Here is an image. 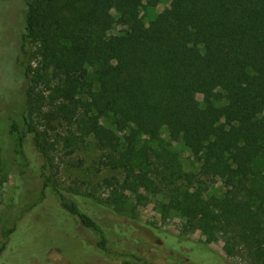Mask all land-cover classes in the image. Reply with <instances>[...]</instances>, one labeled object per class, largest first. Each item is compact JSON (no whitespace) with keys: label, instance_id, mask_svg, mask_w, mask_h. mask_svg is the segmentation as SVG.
<instances>
[{"label":"trees","instance_id":"obj_1","mask_svg":"<svg viewBox=\"0 0 264 264\" xmlns=\"http://www.w3.org/2000/svg\"><path fill=\"white\" fill-rule=\"evenodd\" d=\"M23 1L15 63L24 106L9 118L8 133L21 191L32 166L42 181L38 191L24 192L26 204L1 228L0 264L9 263L12 238L30 214L23 212L45 203L66 233L60 228L51 251L32 264L70 260L63 247L55 249L61 236L75 241L79 258L99 253L146 264L136 250L141 231L173 256L169 264H236L229 260L236 253L245 255L243 264H264V187L255 168L264 155V0H169L148 24L140 20L143 0ZM115 27L122 29L110 34ZM107 115L112 128L101 124ZM162 132L190 149L199 170L187 175L184 189L170 187L177 172L167 154L146 149L147 174L159 179L170 209L199 216L208 238L224 234V255L196 254L176 235L122 220L138 139ZM90 141L100 165L115 173L98 184L110 190L106 197L62 188L47 171L52 151L71 156ZM201 178L219 182L223 192L206 197L192 188Z\"/></svg>","mask_w":264,"mask_h":264},{"label":"rangeland","instance_id":"obj_2","mask_svg":"<svg viewBox=\"0 0 264 264\" xmlns=\"http://www.w3.org/2000/svg\"><path fill=\"white\" fill-rule=\"evenodd\" d=\"M168 7L169 0H143L140 8L141 22L148 24L157 14L164 12ZM24 10L23 0H0V237L1 228L5 222L12 217L18 207L26 204L28 196L25 194L26 200H22L24 192L32 189L38 191L42 181L32 166L24 171V177L21 180H25L23 187L27 186L28 188L21 191L16 183L20 166L15 160L8 133L9 118H18L24 106L23 86L19 79V69L15 63L18 37L24 25ZM112 14L115 15L113 9ZM121 29V27H115L110 31V34H118ZM88 77L96 88L95 68H89ZM85 96L86 94L83 93L82 97ZM201 97V95H197L199 101H201ZM223 103L224 101H215L217 106ZM101 124L105 128H112V116L107 115L101 118ZM136 147L133 170L128 177L129 188L124 192L126 201L122 220L129 224L133 221L132 224L135 223L136 227H139L136 223L153 225L167 233L176 235L184 243L185 249L195 250L196 254L215 252L224 255L226 248L224 234L219 233L213 238H208L202 230L199 216L186 217L179 211L168 207L169 199L166 196V190L159 179L152 174H147L149 165L144 150L152 149L167 154L168 161L172 162L177 172L172 177V182L174 179L176 180L171 183L170 187L177 186L184 189L189 184L187 175L197 174L200 161L194 157L184 143L171 141L165 132L160 133L156 138L141 135ZM49 155L47 171L50 178L62 188L93 192L103 197L109 194L110 190L98 187V184L105 177L115 173L100 165L98 151L92 141L71 156H67L65 150L61 148L52 151ZM79 161H81L80 164ZM178 168L180 171L177 170ZM255 168L258 172V184L264 187V155L255 160ZM119 177L123 178V176ZM200 182L202 183L194 181L191 187H201L206 197L213 194L220 195L223 192V187L219 182L214 184L204 178H201ZM49 204L45 203L35 210L23 212V214H30L21 219L20 230L12 238L11 249L6 255L8 264H32L29 261L30 258L43 257L51 251L49 242L54 239L53 237L61 234L60 228H63L66 233L65 222L54 221L55 212H50L54 207ZM136 236L138 239L137 254L147 260L146 264L150 262L169 264L172 262L173 256L159 252L155 244L157 241L150 234L141 231ZM87 239L93 242L95 236L89 235ZM55 245V249L63 247L71 259L55 256L52 264H142L132 260L124 261L116 256L107 257L99 253H87L86 256L79 258L81 255L73 251L76 247L75 241L63 239L62 236ZM234 255L229 256L230 262L243 264L245 255L240 253ZM75 257L79 259L78 263L72 262Z\"/></svg>","mask_w":264,"mask_h":264}]
</instances>
